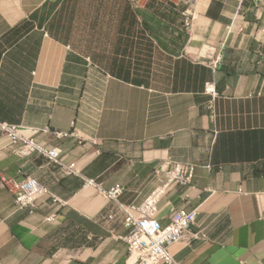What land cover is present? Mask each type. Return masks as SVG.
Listing matches in <instances>:
<instances>
[{
    "label": "crops",
    "instance_id": "0c3cea01",
    "mask_svg": "<svg viewBox=\"0 0 264 264\" xmlns=\"http://www.w3.org/2000/svg\"><path fill=\"white\" fill-rule=\"evenodd\" d=\"M0 0V121L40 132L74 163L16 153L0 128V264H129L128 229L105 191L142 203L173 159L193 185L161 197L159 217L198 211L209 240L180 241L181 264H264V0ZM218 70L206 61L219 50ZM214 82L220 95L209 109ZM49 187L38 209L16 183ZM93 181V182H90ZM54 219H49L52 215Z\"/></svg>",
    "mask_w": 264,
    "mask_h": 264
},
{
    "label": "built area",
    "instance_id": "2783aa9c",
    "mask_svg": "<svg viewBox=\"0 0 264 264\" xmlns=\"http://www.w3.org/2000/svg\"><path fill=\"white\" fill-rule=\"evenodd\" d=\"M188 4L184 12V27L192 32L197 18L195 4L198 0H184ZM224 51L219 50L208 60V65L217 70L223 60ZM207 92L212 94L213 100L209 108L215 113L214 101L219 96L216 84L207 83ZM0 128L6 133L15 145L17 154L23 157L40 153L47 157L51 163L64 174L74 171V163L68 164L62 157L59 147H52L38 141L36 135L40 132L52 133L57 137L69 136L71 133L53 131L50 127L43 129H26L21 126L0 122ZM76 132H73L75 134ZM196 173V164L182 163L168 160L155 170V176L160 179V186L140 204H126L121 200L125 187L121 184L105 191L111 200L112 208L108 215L110 219H116L120 214L129 232L122 235L128 244L129 264H181L171 251L172 244L180 241L193 243L198 240H209L208 229L205 226L196 228L198 224L197 210L185 207L174 209L170 222L164 225L159 218V202L161 197L179 186H189L193 183ZM15 204L21 209L39 208L46 195H51L47 186L39 182L31 175H26L16 183ZM52 215L50 219L55 218Z\"/></svg>",
    "mask_w": 264,
    "mask_h": 264
},
{
    "label": "clouds",
    "instance_id": "9594fccd",
    "mask_svg": "<svg viewBox=\"0 0 264 264\" xmlns=\"http://www.w3.org/2000/svg\"><path fill=\"white\" fill-rule=\"evenodd\" d=\"M183 1H184V0H183ZM185 3H186V2H185ZM186 4H187V3H186ZM187 5H188V4H187ZM186 10H187V9H186ZM186 10H185V11H186ZM185 11H184V12H185ZM183 14H184V13H183ZM183 22H184V21H183ZM184 28H185V27H184ZM186 31H187V30H186ZM189 33H190V32H189ZM223 51H224V50H223ZM217 52H219V51H217ZM217 52H216V53H217ZM216 53H214V54H216ZM214 54H213V55H214ZM224 55H225V54H224ZM211 56H212V55H211ZM211 56H210V58H211ZM224 59H225V56H224ZM206 62H208V61H206ZM223 62H224V60H223ZM223 62H222V63H223ZM221 65H222V64H221ZM211 68H212V67H211ZM219 68H220V67H219ZM219 68H218V69H219ZM218 69H217V70H218ZM216 87H217V86H216ZM217 90H218V89H217ZM206 91H207V86H206ZM218 92H219V91H218ZM207 93H208V92H207ZM209 94H210V93H209ZM211 95H212V94H211ZM219 95H220V93H219ZM212 97H213V96H212ZM216 99H217V98H216ZM212 100H213V98H212ZM210 104H211V103H210ZM214 106H215V105H214ZM209 109H210V108H209ZM210 110H211V109H210ZM211 112H212V111H211ZM212 113H213V112H212ZM0 122H1V121H0ZM4 123H5V122H4ZM47 127H48V126H47ZM53 131H56V130H53ZM57 131H58V130H57ZM73 132H75V131H73ZM73 132H72L71 134H73ZM68 133H69V132H68ZM71 134H70V135H71ZM53 135H54V134H53ZM36 137H37V135H36ZM65 137H66V136H65ZM59 138H62V137H59ZM37 139H38V138H37ZM38 141H39V140H38ZM52 147H54V146H52ZM59 148H60V147H59ZM61 150H62V149H61ZM34 154H36V153H34ZM34 154H33V155H34ZM39 154H40V153H39ZM40 155H41V154H40ZM30 156H32V155H30ZM41 156H43V155H41ZM27 157H28V156H27ZM44 157H45V156H44ZM46 158H47V157H46ZM48 160H49V159H48ZM170 160H173V159H170ZM49 161H50V160H49ZM174 161H175V160H174ZM177 162H179V161H177ZM182 163H183V162H182ZM196 167H197V165H196ZM71 174H72V173H71ZM195 174H196V173H195ZM29 175H30V174H29ZM31 176H32V175H31ZM24 177H25V176H24ZM24 177H23V178H24ZM34 178H35V177H34ZM158 179H159V178H158ZM37 180H38V179H37ZM159 180H160V179H159ZM193 180H194V179H193ZM20 181H21V180H20ZM20 181H19V182H20ZM38 181H39V180H38ZM39 182H40V181H39ZM90 182H93V181H90ZM42 184H43V183H42ZM160 184H161V182H160ZM44 185H45V184H44ZM191 185H193V183H192ZM45 186H46V185H45ZM159 186H160V185H159ZM159 186H158V187H159ZM189 186H190V185H189ZM47 187H48V186H47ZM158 187H157V188H158ZM48 188H49V187H48ZM157 188H156V189H157ZM125 189H126V188H125ZM156 189H155V190H156ZM49 190H50V189H49ZM155 190H154V191H155ZM16 191H17V186H16ZM107 191H108V190H107ZM125 191H126V190H125ZM154 191H153V192H154ZM124 193H125V192H124ZM15 194H16V192H15ZM15 194H14V200H15ZM167 194H168V193H167ZM150 195H151V194H150ZM46 196H48V195H46ZM46 196H45V197H46ZM43 198H44V197H43ZM109 199H110V198H109ZM110 201H111V200H110ZM124 203H125V202H124ZM126 204H127V203H126ZM134 204H135V203H134ZM15 205H16V204H15ZM18 208H19V207H18ZM185 208H186V207H185ZM20 209H21V208H20ZM27 209H28V208H27ZM188 209H189V208H188ZM30 210H31V209H30ZM191 210H196V209H191ZM34 211H35V210H34ZM34 211L31 210V212H34ZM197 212H198V211H197ZM158 213H159V212H158ZM54 215H55V214H54ZM159 218H160V217H159ZM49 219H50V217H49ZM53 219H54V218H53ZM50 220H51V219H50ZM197 220H198V219H197ZM161 221H162V220H161ZM169 222H170V221H169ZM163 224H164V223H163ZM164 225H167V224H164ZM128 232H129V230H128Z\"/></svg>",
    "mask_w": 264,
    "mask_h": 264
}]
</instances>
